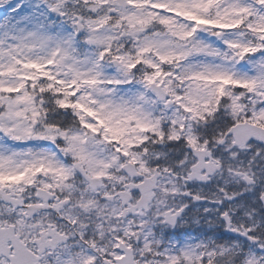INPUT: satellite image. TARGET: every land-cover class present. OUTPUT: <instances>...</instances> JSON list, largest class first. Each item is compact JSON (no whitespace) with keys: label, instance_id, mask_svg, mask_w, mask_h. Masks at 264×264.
Wrapping results in <instances>:
<instances>
[{"label":"snow or ice","instance_id":"snow-or-ice-1","mask_svg":"<svg viewBox=\"0 0 264 264\" xmlns=\"http://www.w3.org/2000/svg\"><path fill=\"white\" fill-rule=\"evenodd\" d=\"M0 264H264V0H0Z\"/></svg>","mask_w":264,"mask_h":264}]
</instances>
